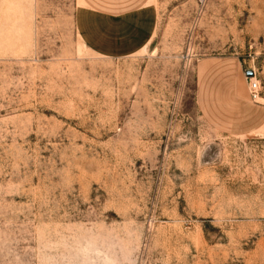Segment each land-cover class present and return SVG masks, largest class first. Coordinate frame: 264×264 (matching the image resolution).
<instances>
[{
  "label": "rangeland",
  "instance_id": "374dc122",
  "mask_svg": "<svg viewBox=\"0 0 264 264\" xmlns=\"http://www.w3.org/2000/svg\"><path fill=\"white\" fill-rule=\"evenodd\" d=\"M76 0H0V264H264V134L212 129L199 65L264 104V0H153L150 43L90 51Z\"/></svg>",
  "mask_w": 264,
  "mask_h": 264
},
{
  "label": "crops",
  "instance_id": "0c3cea01",
  "mask_svg": "<svg viewBox=\"0 0 264 264\" xmlns=\"http://www.w3.org/2000/svg\"><path fill=\"white\" fill-rule=\"evenodd\" d=\"M74 25L82 43L107 58L133 55L152 40L153 0H76ZM207 125L228 135L264 134V104L250 99L248 78L234 56L204 60L195 87Z\"/></svg>",
  "mask_w": 264,
  "mask_h": 264
},
{
  "label": "built area",
  "instance_id": "2783aa9c",
  "mask_svg": "<svg viewBox=\"0 0 264 264\" xmlns=\"http://www.w3.org/2000/svg\"><path fill=\"white\" fill-rule=\"evenodd\" d=\"M248 78V91H249V95H250V99L253 101H256V99L259 97V85L257 83V81L254 79V77L252 78Z\"/></svg>",
  "mask_w": 264,
  "mask_h": 264
},
{
  "label": "water",
  "instance_id": "95a60500",
  "mask_svg": "<svg viewBox=\"0 0 264 264\" xmlns=\"http://www.w3.org/2000/svg\"><path fill=\"white\" fill-rule=\"evenodd\" d=\"M251 74H252V73H251L250 71H247V72H246V75H247V76H251Z\"/></svg>",
  "mask_w": 264,
  "mask_h": 264
}]
</instances>
